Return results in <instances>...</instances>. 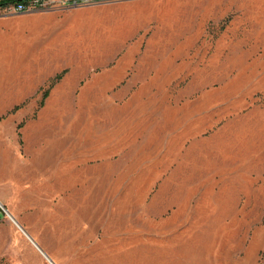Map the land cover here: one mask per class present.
Returning <instances> with one entry per match:
<instances>
[{
    "label": "rangeland",
    "instance_id": "rangeland-1",
    "mask_svg": "<svg viewBox=\"0 0 264 264\" xmlns=\"http://www.w3.org/2000/svg\"><path fill=\"white\" fill-rule=\"evenodd\" d=\"M0 15V164L22 151L23 135L45 134L57 151L53 176L62 163L84 179L77 190L86 202L67 220L84 237L66 252L29 236L42 263L264 264V0H112ZM143 57L156 81L146 117ZM121 67L122 83L135 77V93L85 90L93 76ZM63 69L66 84L59 87L61 78L41 101ZM79 107H131V134L119 141L132 147L114 164L76 158ZM68 136L65 160L59 141ZM161 153L163 176L145 187ZM92 205L97 220L86 219ZM67 216L46 215L44 234Z\"/></svg>",
    "mask_w": 264,
    "mask_h": 264
},
{
    "label": "crops",
    "instance_id": "crops-1",
    "mask_svg": "<svg viewBox=\"0 0 264 264\" xmlns=\"http://www.w3.org/2000/svg\"><path fill=\"white\" fill-rule=\"evenodd\" d=\"M2 18L5 17L0 15V19ZM148 63L147 58L143 57V86L140 87L139 93H143L144 117L147 116V108L154 107L150 105L148 97L155 95L153 90L156 86L153 82L155 78L149 76L147 71ZM44 65L45 59L42 62L33 63L31 67L36 70V67L40 69ZM122 66L124 67V64ZM123 67L114 68L108 74L93 76L85 84V90L90 89L91 86H96L91 94L101 96L108 94L126 96L135 93L133 92L135 77L127 80V83H122L121 78L117 75V71H121ZM69 78L68 76L63 77L61 83L58 84L59 87L62 88ZM13 98L12 102L16 104L19 101V93H15ZM79 108H83L76 111L77 119H81L82 131L79 141H76V150L80 148L81 151L76 154L77 156H72H76V158L79 156L78 160L80 159L81 164L84 166L89 164H114L113 159L116 155L127 153V150L131 149V140L128 143L119 141L120 137L123 138L126 132L129 135L131 134V117L133 113L131 107H99L96 112L84 110V108L91 107ZM93 113H96L99 117L96 124L91 121ZM32 136H36V138L27 133L23 135L22 151L14 148L11 150L10 157L7 160L4 158V161L0 164V205L15 220L14 222L6 213L0 216V264H29L23 252H30L41 264H47L42 263V253L31 239L32 237L51 251H55V248L57 249L60 246V249L66 252L78 247L79 242L84 237L83 227L74 229L70 227L72 226V220L67 221L72 218H79V210L81 212V206L86 202L85 196L82 192L78 193L77 190L84 184L81 173L79 174L78 170L69 172L67 168H70V166L61 163L60 174L53 176L54 158L57 157V151L52 149L51 142H46L45 136L49 135ZM147 137V131H145L143 133V145H145L144 142ZM34 139L39 141L41 139L43 143L41 141L33 143L31 140ZM59 144V158L65 155L64 159H68L69 154L67 151L69 145L70 147L73 145L72 137L68 136L62 143L59 141ZM162 144V142L155 141L152 146L158 150L159 146L162 148ZM163 165L161 153L159 159L157 158L152 166L151 171L153 174L143 182L145 187H154L162 178ZM71 188L73 189L71 190ZM92 199L86 196V200L90 201ZM94 205H92L91 215L93 217H86V219H98V214L96 212L94 214ZM55 210H58L63 216H67L66 212H68L69 216L65 217L66 219L60 223L61 225L58 224V230L51 227L49 232L44 234L43 231L46 229L44 218L49 213L53 214ZM71 230L76 231L74 232L75 238H70ZM12 248L14 253L8 257L6 252H11ZM12 257H20L22 260H16Z\"/></svg>",
    "mask_w": 264,
    "mask_h": 264
},
{
    "label": "built area",
    "instance_id": "built-area-1",
    "mask_svg": "<svg viewBox=\"0 0 264 264\" xmlns=\"http://www.w3.org/2000/svg\"><path fill=\"white\" fill-rule=\"evenodd\" d=\"M112 0H23L9 3L0 8V14L22 13L33 10L66 8L70 6L93 5Z\"/></svg>",
    "mask_w": 264,
    "mask_h": 264
},
{
    "label": "trees",
    "instance_id": "trees-1",
    "mask_svg": "<svg viewBox=\"0 0 264 264\" xmlns=\"http://www.w3.org/2000/svg\"><path fill=\"white\" fill-rule=\"evenodd\" d=\"M18 1H23V0H0V8L3 7L4 5L9 4V3H14V2H18ZM65 71L66 70L64 69L61 72L57 73L53 77V79L51 80L50 84L48 85V88L44 91L41 101L48 95V90L62 78V76L65 73ZM16 107H18V106H15L14 109H17Z\"/></svg>",
    "mask_w": 264,
    "mask_h": 264
},
{
    "label": "water",
    "instance_id": "water-1",
    "mask_svg": "<svg viewBox=\"0 0 264 264\" xmlns=\"http://www.w3.org/2000/svg\"><path fill=\"white\" fill-rule=\"evenodd\" d=\"M1 206V205H0ZM3 210H4V208L3 207H1ZM4 212L15 222V220L13 219V217L11 216V214H9V212H7V211H5L4 210ZM50 263H51V261H50ZM51 264H53V263H51Z\"/></svg>",
    "mask_w": 264,
    "mask_h": 264
}]
</instances>
